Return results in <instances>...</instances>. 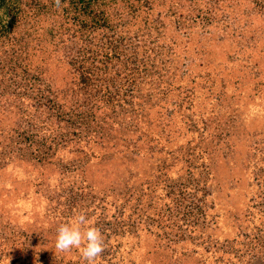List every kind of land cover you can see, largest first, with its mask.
Segmentation results:
<instances>
[{
    "label": "rangeland",
    "instance_id": "obj_1",
    "mask_svg": "<svg viewBox=\"0 0 264 264\" xmlns=\"http://www.w3.org/2000/svg\"><path fill=\"white\" fill-rule=\"evenodd\" d=\"M163 2L148 30L108 32L123 49L110 64L127 63L93 78L98 99L120 96L96 104L109 120L76 77L1 70L0 264H85L55 248L81 212L106 241L96 264H264V0ZM48 28L57 63L107 36Z\"/></svg>",
    "mask_w": 264,
    "mask_h": 264
},
{
    "label": "trees",
    "instance_id": "obj_2",
    "mask_svg": "<svg viewBox=\"0 0 264 264\" xmlns=\"http://www.w3.org/2000/svg\"><path fill=\"white\" fill-rule=\"evenodd\" d=\"M156 1L162 8L170 7V4L165 6L163 0ZM148 2L143 4L141 0H128L127 18L125 19L122 15H116L126 12V6L121 4L120 0H60L59 6L55 4V0H0V72L2 70L3 75L12 70L15 71V65L23 61L22 65H19L23 73L28 69H33L37 70L39 74L45 75L48 67L52 68V72L57 70L58 72H53L54 75H50L56 77L59 86L68 85L72 78L76 77L78 82L83 84L85 92L88 93L86 95L90 98L92 115H101L109 120L110 117L107 115L111 109L110 106L100 105L99 110L96 104L100 101L106 104L117 101L115 97L120 98V96L114 95L110 91L105 93L106 96H109L108 102L102 98L98 99L95 92L97 88L92 84L93 78L103 75L104 79L116 81L125 74L123 69L127 63H119L117 67L110 64L115 60L120 62L123 49L118 44H111L115 37L108 32L115 29L123 35V37H119V41L123 42L125 37L130 36L128 33L139 34L141 31L148 30L154 22L151 14L152 9L148 7ZM119 7L121 10L115 11ZM48 26V33L56 35V39L62 38L66 34L64 30H72L74 34L81 38L84 37L83 43L95 42V36L102 39L98 35L102 32H105L107 36L105 40L102 39L103 43L96 50L83 48L77 59L57 63L52 60L49 52L43 53L46 48H50V51L54 50V43H49L53 46L52 49L46 43H42L44 29H47ZM18 28L22 29L20 39H14L12 34ZM18 43L22 44L18 45ZM6 45H11L14 49L9 51ZM42 58L47 59L48 62L39 63ZM223 82L227 84L229 80ZM103 108L107 114L102 113ZM146 118L152 120L154 114L148 112Z\"/></svg>",
    "mask_w": 264,
    "mask_h": 264
},
{
    "label": "clouds",
    "instance_id": "obj_3",
    "mask_svg": "<svg viewBox=\"0 0 264 264\" xmlns=\"http://www.w3.org/2000/svg\"><path fill=\"white\" fill-rule=\"evenodd\" d=\"M55 4L59 6L60 0H55ZM55 248L65 253L77 249L85 264H96L106 250V241L100 228L91 224L87 214L81 212L71 222L58 227Z\"/></svg>",
    "mask_w": 264,
    "mask_h": 264
}]
</instances>
